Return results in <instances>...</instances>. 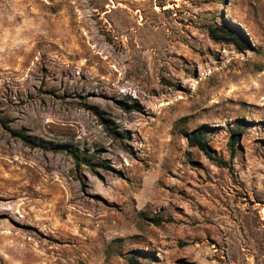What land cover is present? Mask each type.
<instances>
[{
    "label": "rangeland",
    "instance_id": "374dc122",
    "mask_svg": "<svg viewBox=\"0 0 264 264\" xmlns=\"http://www.w3.org/2000/svg\"><path fill=\"white\" fill-rule=\"evenodd\" d=\"M130 256L264 264V0H0V264Z\"/></svg>",
    "mask_w": 264,
    "mask_h": 264
},
{
    "label": "trees",
    "instance_id": "16d2710c",
    "mask_svg": "<svg viewBox=\"0 0 264 264\" xmlns=\"http://www.w3.org/2000/svg\"><path fill=\"white\" fill-rule=\"evenodd\" d=\"M206 32L208 36L216 42L232 43L239 49L241 48L243 49L246 46L245 38L243 37L241 31L238 30L236 27L208 24L206 25ZM182 119H184V117ZM241 128H242L241 125L236 124L234 128L230 130L231 134L228 142L230 153H233L234 143L237 140V136L235 133L239 131ZM204 129L205 128L203 125H199L190 132L188 133L183 132L182 134L186 138L189 145L197 147L209 159L214 160L216 165L225 166L227 164L226 161L211 155L210 149L206 141L204 140ZM12 133L20 140H22L25 144L31 147H40L55 152L57 151L66 152L68 155L72 157L75 164H78L79 162H82L86 165L91 164L90 161H88V159H86L83 155L79 154L76 147H72L64 143L47 141L33 135L25 134L21 129L12 130ZM140 214H144V213L141 212ZM151 222L154 224H159L160 219L158 217H152ZM128 264H148V263L138 262L133 256H130L128 257Z\"/></svg>",
    "mask_w": 264,
    "mask_h": 264
}]
</instances>
